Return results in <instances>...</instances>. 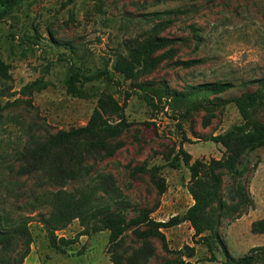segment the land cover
Instances as JSON below:
<instances>
[{"label": "rangeland", "instance_id": "rangeland-1", "mask_svg": "<svg viewBox=\"0 0 264 264\" xmlns=\"http://www.w3.org/2000/svg\"><path fill=\"white\" fill-rule=\"evenodd\" d=\"M178 9L186 13L176 14ZM153 11H170L163 17L172 21L159 34L175 40L161 50L163 61L134 82L166 83L176 90L232 82L230 89L209 96L219 101L215 108L178 117L168 108L152 111L134 93L132 82L116 73L113 82L84 84L88 98L66 92L64 78L71 62L87 74L106 63L111 68L116 55L125 53L126 40L135 43L148 34L151 23L144 14ZM189 59L201 62L181 63ZM0 63L5 70V75L0 73V214L28 219L33 242L22 264H113L111 255L119 264H131L138 253L145 255L143 264L180 257L188 264H225L251 247L264 248V233L250 229L252 221L264 218V146L245 153L243 160L248 166L243 183L254 206L238 218H219L212 250L198 241L188 222H182L161 229L163 239H140L137 234L144 225L129 229L110 251L108 231L80 234L77 219L55 231L57 237L74 242L55 249L40 219L50 208L37 200L55 186L16 173L17 153L26 142L84 125L102 92L119 103L129 92L124 111L130 124L109 140L95 163L96 172L113 175L125 199L120 207L129 216L149 209L153 219L166 221L184 212L193 202L187 191L189 170L183 163L172 168L168 161L180 144L191 161L222 157L223 147L210 136L241 122L233 98L255 89L251 81L264 76V0H23L0 21ZM38 79L44 87L24 89ZM258 116L264 119V106ZM221 177L225 194L233 175L222 171ZM82 181H69L66 188L77 189ZM256 264H264V256Z\"/></svg>", "mask_w": 264, "mask_h": 264}, {"label": "trees", "instance_id": "trees-1", "mask_svg": "<svg viewBox=\"0 0 264 264\" xmlns=\"http://www.w3.org/2000/svg\"><path fill=\"white\" fill-rule=\"evenodd\" d=\"M22 1L0 0V21ZM169 13L170 11H153L144 14L145 21L151 23L148 34L135 43L134 40H126L123 47L125 53L116 55L111 68L106 63L103 69L87 74L71 62L64 78L66 92L73 97L88 98L84 84L98 80L113 82L116 73L124 80L132 82L134 93L152 111L168 108L176 112L178 117L191 111L215 108L219 101L211 100L209 96H216L230 89L234 86L232 82H209L186 90L173 89L166 83L154 85L149 81L134 82L140 76L152 72L165 57V52L161 50L174 42L175 39L159 34L172 21L169 17H163ZM175 13H186V10L178 9ZM199 62L200 59H189L181 63L192 66ZM1 72L5 75L0 63ZM251 82L257 84L255 89L233 98L241 122L209 138L223 147L222 157L210 159L208 162L198 159L191 161V154L180 144L177 152L168 161L172 168H178L183 163L189 170L187 191L193 202L184 212L175 214L166 221L153 219L149 209H141L135 215L129 216L120 207L125 199L113 175L96 172L95 163L99 161L109 140L118 137L130 124L124 111L125 102L131 95L129 92L125 93L123 103H119L112 94L102 92L84 125L59 129L44 138L26 142L17 153L19 166L16 173L19 176H35L44 183L55 186V190L46 189L37 196L38 201L50 208L48 216L40 218L50 246L59 250L62 246L73 243V240L57 237L55 231L77 219L82 226L80 234L108 231L110 251L129 229L144 225L137 234L140 239H163L161 229L182 222H188L198 241L212 250L217 241L214 227L219 218H238L254 206V201L243 183V177L248 172V166L243 160L245 153L264 146V119L258 116L259 110L264 106V76ZM44 85L38 79L28 83L24 89L30 91ZM177 126L180 128V124ZM257 162L256 159L253 168ZM222 171L232 172L234 180L225 194L221 191ZM86 179L88 180L82 181ZM69 181L84 183L77 189L69 190L66 188ZM161 189L163 192V184ZM28 225L27 218L14 219L0 214V264L24 262L33 242ZM250 229L253 233H264V218L252 221ZM263 249V246L251 247L247 253L228 259L225 264H256L263 259ZM111 259L113 264H119L115 256L111 255ZM145 259V255L138 253L131 264H143ZM161 264L188 262L180 257L164 260Z\"/></svg>", "mask_w": 264, "mask_h": 264}]
</instances>
